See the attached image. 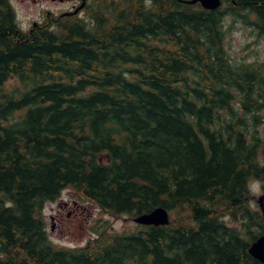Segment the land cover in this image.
I'll list each match as a JSON object with an SVG mask.
<instances>
[{
    "label": "trees",
    "instance_id": "1",
    "mask_svg": "<svg viewBox=\"0 0 264 264\" xmlns=\"http://www.w3.org/2000/svg\"><path fill=\"white\" fill-rule=\"evenodd\" d=\"M225 1L94 0L20 34L0 0V264H260L220 218L249 239L264 223L247 202L251 179L264 190V72L232 63L223 18L264 28V0ZM67 185L112 214L177 215L58 249L41 209Z\"/></svg>",
    "mask_w": 264,
    "mask_h": 264
},
{
    "label": "rangeland",
    "instance_id": "2",
    "mask_svg": "<svg viewBox=\"0 0 264 264\" xmlns=\"http://www.w3.org/2000/svg\"><path fill=\"white\" fill-rule=\"evenodd\" d=\"M16 9L17 18L22 27H26L31 23L32 18L38 19L41 16L43 8H57L68 4L51 3L44 1L32 2V0H12ZM226 29L225 46L234 61L238 60H264V42L254 43V31L245 25L240 19L236 20L231 16L224 19ZM264 132V125L261 127ZM252 203L256 204L257 197L262 193L260 186L257 183L252 184ZM62 200L70 202L72 198H76L90 209L88 215L87 209L85 214L68 217L66 206L60 210V219L63 227L59 226V217L55 219L51 216L55 215L57 204L54 202L47 203L44 207V218L47 223V232L55 244L71 247L83 245L88 240L93 238L92 228L97 224L107 223L110 228L115 231H124L135 227V223L127 217V215L112 216L103 211L99 206L84 198L78 196L73 190L65 189L62 192Z\"/></svg>",
    "mask_w": 264,
    "mask_h": 264
},
{
    "label": "water",
    "instance_id": "3",
    "mask_svg": "<svg viewBox=\"0 0 264 264\" xmlns=\"http://www.w3.org/2000/svg\"><path fill=\"white\" fill-rule=\"evenodd\" d=\"M197 1H199L202 4V6L204 8H207V9H215L221 3L220 0H186V2H188V3H194ZM259 201H260V204L262 206L261 199H259ZM135 220L137 222L145 223V224L166 223L167 222V214L163 208H156L149 213L140 215ZM249 251L253 255L257 256L261 261L264 262V236H262L255 243H253V245L251 246Z\"/></svg>",
    "mask_w": 264,
    "mask_h": 264
},
{
    "label": "flooded vegetation",
    "instance_id": "4",
    "mask_svg": "<svg viewBox=\"0 0 264 264\" xmlns=\"http://www.w3.org/2000/svg\"><path fill=\"white\" fill-rule=\"evenodd\" d=\"M45 1H48V0H45ZM79 1V0H78ZM72 6H75V4H73Z\"/></svg>",
    "mask_w": 264,
    "mask_h": 264
}]
</instances>
